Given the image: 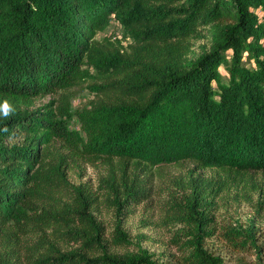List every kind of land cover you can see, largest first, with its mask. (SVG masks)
<instances>
[{
	"label": "trees",
	"instance_id": "obj_1",
	"mask_svg": "<svg viewBox=\"0 0 264 264\" xmlns=\"http://www.w3.org/2000/svg\"><path fill=\"white\" fill-rule=\"evenodd\" d=\"M111 22L123 40H97ZM86 78L100 80L89 109L71 112L65 96L57 110H28ZM5 101L13 112L0 113V264H224L206 246L216 234L237 264H264L253 221L213 228L212 189L199 177L171 205L179 254L165 260L140 247L112 251L130 245L126 231L118 219L108 240L80 185L52 208L37 211L33 200L42 178L69 185L58 152L40 173L41 148L54 140L149 167L194 160L264 174V0H0ZM73 116L82 133L69 129ZM16 131L25 142L6 144ZM106 182L118 215L147 198L114 174Z\"/></svg>",
	"mask_w": 264,
	"mask_h": 264
},
{
	"label": "rangeland",
	"instance_id": "obj_2",
	"mask_svg": "<svg viewBox=\"0 0 264 264\" xmlns=\"http://www.w3.org/2000/svg\"><path fill=\"white\" fill-rule=\"evenodd\" d=\"M122 36V27L116 22H111L103 32L97 34L96 39L123 40ZM199 44L197 43L195 47ZM96 82L100 80L86 78L65 92L34 98L28 110H57L65 96L69 98L71 112L89 109L97 99L96 93L91 89ZM69 129L82 133L76 116L70 120ZM24 138L25 133L16 131L5 143L22 144L25 142ZM41 150L38 164L40 173L45 174L56 160L58 152L65 161L64 170L69 185H64L55 178H42L33 199L36 203L35 209L39 211L40 206L52 208L60 201L70 198V185L82 186L93 198L91 211L96 219L104 224L107 239L110 240L118 219L126 231L130 245L127 248L110 245L112 251L122 252L126 249L134 251L140 247L146 249L157 260L178 255L179 251L172 237L180 225L173 222L168 214L172 203L180 201L190 191L192 177L205 180L208 188L212 189L214 203L208 209V213L213 219L212 226L216 232L227 225H245L251 220L259 230L258 235L264 239V174L260 172L207 168L194 160L149 167L138 161L87 156L79 149H68L58 140L42 146ZM112 174L116 176L117 183L122 181L134 183L141 190V195H147V198L139 203H128L129 201L123 203L118 215V209L110 201L113 194L106 182ZM34 232L37 231L28 234L32 241L39 237ZM206 246L220 254L224 264H237L236 258L239 254L231 252L217 234L207 240Z\"/></svg>",
	"mask_w": 264,
	"mask_h": 264
},
{
	"label": "clouds",
	"instance_id": "obj_3",
	"mask_svg": "<svg viewBox=\"0 0 264 264\" xmlns=\"http://www.w3.org/2000/svg\"><path fill=\"white\" fill-rule=\"evenodd\" d=\"M12 112L13 108L7 101H5L3 104H0V113H2L5 118H7Z\"/></svg>",
	"mask_w": 264,
	"mask_h": 264
}]
</instances>
